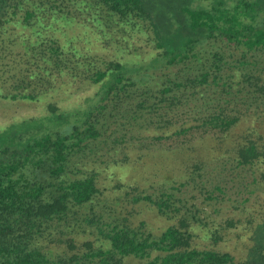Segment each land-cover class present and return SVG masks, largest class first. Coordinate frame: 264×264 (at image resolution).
<instances>
[{
    "label": "trees",
    "instance_id": "16d2710c",
    "mask_svg": "<svg viewBox=\"0 0 264 264\" xmlns=\"http://www.w3.org/2000/svg\"><path fill=\"white\" fill-rule=\"evenodd\" d=\"M0 101L40 108L0 126V264H264V0H0ZM151 132L213 133L220 165L187 166L181 142L157 192L108 187L117 146Z\"/></svg>",
    "mask_w": 264,
    "mask_h": 264
},
{
    "label": "rangeland",
    "instance_id": "374dc122",
    "mask_svg": "<svg viewBox=\"0 0 264 264\" xmlns=\"http://www.w3.org/2000/svg\"><path fill=\"white\" fill-rule=\"evenodd\" d=\"M39 110L40 108L33 103L0 101V126L16 119H22L30 115L37 114L40 112ZM251 124L256 129L264 131V116L255 117ZM244 126V123L240 124V126L235 129V131L239 133ZM151 134L152 132L148 134V137L142 139H140L141 137L137 136L136 139H131L136 144L132 147L125 148L122 144L117 146V148H119V146L120 148L117 149L113 154H115L114 156L118 158L116 161L119 163V166H114L112 169H107V172H103L101 174V176L107 178L106 180L109 182V184H105L108 187H110L113 182L115 183L116 175H118L122 180H136L138 173L143 176H148L150 180L147 179L144 186L149 190L157 192L162 188L157 183L158 176L175 174L177 172L174 171L176 165L178 164L179 167L181 166V163L175 159L179 155H174L172 150L176 144L181 142L182 144L188 145V154L192 153L191 155L185 156L188 161L187 166L192 164L193 160L198 158L204 161L206 167L209 168L216 169L220 165V161L215 162V159L217 156H219L218 147L212 150V148L216 146V143L218 142L217 135L213 133H208L207 135L198 133L193 136L186 135L179 138H166L159 142L153 140L151 138ZM110 145L115 146V144L112 142H110ZM191 148L195 149V151L191 152ZM169 149H171V152H169ZM122 158H124L127 163ZM101 159L104 160V157H101ZM168 163L172 164L168 167ZM156 169L158 175H156L154 178L150 177L152 172ZM148 171L150 175L147 173ZM199 173L200 175L197 173L195 174L196 181L199 182L202 179L206 181L207 184H209L210 180L220 179L221 176H226V173L228 172H222L221 170L220 173L217 170L207 172V168H205L204 172L201 170ZM248 179H250V176L246 170L234 169L231 171L230 175L227 177L226 184L228 196L231 198H237L238 196H243L244 193L246 194L247 189L245 188V184ZM251 187L253 188V186ZM194 188L195 187L191 186L190 189H182H187V192L189 191L190 193H194L196 196V201L199 203L203 201L201 206L207 207V205L204 203L206 201L203 199L204 194L199 193V191ZM262 188V186H258L255 189H257V193H260L259 196L264 198V188ZM225 209L228 208L226 207ZM137 210L139 211L137 218L144 219L146 221V227L154 232L161 231L169 223L165 218L159 216L154 208L145 206L142 207V211H140V208ZM132 264H137V262L132 261Z\"/></svg>",
    "mask_w": 264,
    "mask_h": 264
}]
</instances>
